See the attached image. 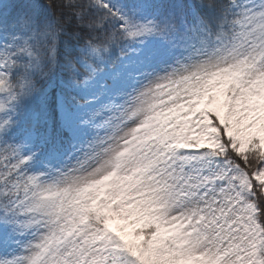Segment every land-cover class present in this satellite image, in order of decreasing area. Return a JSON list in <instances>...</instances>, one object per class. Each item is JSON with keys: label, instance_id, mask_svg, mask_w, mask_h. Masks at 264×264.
Instances as JSON below:
<instances>
[{"label": "snow or ice", "instance_id": "6c2138e0", "mask_svg": "<svg viewBox=\"0 0 264 264\" xmlns=\"http://www.w3.org/2000/svg\"><path fill=\"white\" fill-rule=\"evenodd\" d=\"M0 264H264V0H0Z\"/></svg>", "mask_w": 264, "mask_h": 264}]
</instances>
